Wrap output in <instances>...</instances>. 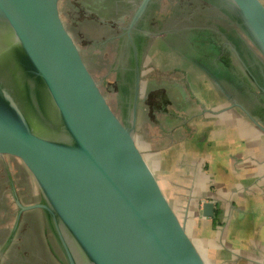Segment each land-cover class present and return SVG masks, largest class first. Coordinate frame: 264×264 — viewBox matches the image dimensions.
Masks as SVG:
<instances>
[{"label": "water", "instance_id": "95a60500", "mask_svg": "<svg viewBox=\"0 0 264 264\" xmlns=\"http://www.w3.org/2000/svg\"><path fill=\"white\" fill-rule=\"evenodd\" d=\"M213 1L264 68L263 2ZM60 2L0 0V158L17 160L41 196L24 206L13 192L17 220L41 209L63 264H206L135 142L139 66L127 104L114 108ZM248 73L264 99V74L259 84Z\"/></svg>", "mask_w": 264, "mask_h": 264}, {"label": "crops", "instance_id": "0c3cea01", "mask_svg": "<svg viewBox=\"0 0 264 264\" xmlns=\"http://www.w3.org/2000/svg\"><path fill=\"white\" fill-rule=\"evenodd\" d=\"M63 1L72 30L79 23L69 17L74 0ZM147 64L134 138L162 192L206 264H264V133L232 107L233 101L248 104L231 85L206 74L210 102L190 103L182 77ZM262 110L252 116L264 126Z\"/></svg>", "mask_w": 264, "mask_h": 264}, {"label": "flooded vegetation", "instance_id": "af4514ba", "mask_svg": "<svg viewBox=\"0 0 264 264\" xmlns=\"http://www.w3.org/2000/svg\"><path fill=\"white\" fill-rule=\"evenodd\" d=\"M84 1L85 5L83 0H74L68 7L81 16L72 31L85 43L83 51L96 78L97 72H103L99 78L103 88L115 87L116 108L124 109L131 97L137 65L141 76L148 59L161 54L182 59L231 85L242 94L240 98L248 104L244 109L251 116L263 111L259 99H264L251 89L254 83L248 73L261 84L263 65L215 1L151 0L130 30L129 22L141 0ZM20 165L15 159L0 158V264H63L41 209L24 210L17 220L13 192L24 206L41 202L35 183H28L29 175Z\"/></svg>", "mask_w": 264, "mask_h": 264}, {"label": "rangeland", "instance_id": "374dc122", "mask_svg": "<svg viewBox=\"0 0 264 264\" xmlns=\"http://www.w3.org/2000/svg\"><path fill=\"white\" fill-rule=\"evenodd\" d=\"M63 2L64 1L62 0L61 1L62 6L64 5ZM75 4H76V8H77V3H75ZM69 15H70L69 17L73 18L74 20H80L81 19V16L77 15L76 11H70ZM65 18L66 17L63 16L64 20H65ZM67 25H68V23H67ZM76 40H77L80 48H82V50H83V45L85 43H83V41H79L78 38H76ZM85 57H86V55H85ZM86 60L88 61L87 57H86ZM148 60L153 62L161 70H164L163 72L170 73V75H172V74L178 75L177 77H179V78L182 77L181 83L183 81V86L186 87L187 90L189 89V93H190L189 94V96H190L189 101H190V103H193L194 99L201 101L203 103H209L210 102V99L213 95V89H212L211 85H209L208 77L205 74L200 73L198 70H196L189 63H187V62H185L179 58L171 57L169 55L162 56L161 54L158 56L152 55ZM146 68H147L146 72L147 71L149 72V70L151 69L149 67H146ZM97 76H98L97 80L99 81V78L101 76H103V72L102 71L97 72ZM213 86H214V88H216L215 85H213ZM102 88H103V86H102ZM104 88H103V90H104V92H106L109 102H111V104L115 108L116 107L115 102H114L115 101L114 100V95H115V89L114 88L115 87L111 88V91H109V90L107 91ZM210 88H211L212 95L210 94ZM216 90H217V88H216ZM174 208L176 210H178V207L174 206Z\"/></svg>", "mask_w": 264, "mask_h": 264}]
</instances>
